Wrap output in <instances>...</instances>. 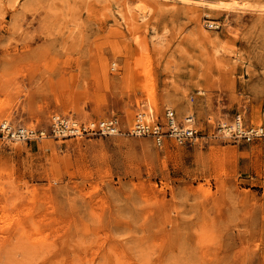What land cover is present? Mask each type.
<instances>
[{
	"label": "rangeland",
	"instance_id": "rangeland-1",
	"mask_svg": "<svg viewBox=\"0 0 264 264\" xmlns=\"http://www.w3.org/2000/svg\"><path fill=\"white\" fill-rule=\"evenodd\" d=\"M143 106L264 125V0H0V121ZM0 264H264V137L0 139Z\"/></svg>",
	"mask_w": 264,
	"mask_h": 264
},
{
	"label": "built area",
	"instance_id": "built-area-1",
	"mask_svg": "<svg viewBox=\"0 0 264 264\" xmlns=\"http://www.w3.org/2000/svg\"><path fill=\"white\" fill-rule=\"evenodd\" d=\"M151 114L149 108L143 106L136 114L133 127L130 130L120 129L115 117L76 124L74 122L69 123L67 117L52 115L47 129L30 128L22 124L1 120L0 139L27 142L47 136L56 138L77 134L108 136L120 132V134L131 137H148L157 147H161L166 142L186 145L194 144L203 138L218 136L236 142H249L255 138L264 137V125H246L243 123L240 114H235L229 122L218 123L215 130L210 134L196 128L191 115L178 121L173 110L167 108L161 114H155L154 119L148 120L146 115L150 116Z\"/></svg>",
	"mask_w": 264,
	"mask_h": 264
},
{
	"label": "bare ground",
	"instance_id": "bare-ground-1",
	"mask_svg": "<svg viewBox=\"0 0 264 264\" xmlns=\"http://www.w3.org/2000/svg\"><path fill=\"white\" fill-rule=\"evenodd\" d=\"M211 26H212V25H211ZM167 108H168V109H171V108H169V107H166L165 109H167ZM171 110H172V109H171ZM173 112H174V111H173ZM136 114H137V113H136ZM136 114L134 115L133 122H132V124H131V127H130L128 130H130V129L133 127V124H134V121H135ZM52 115H59V114H52ZM52 115H51V116H52ZM51 116H50V117H51ZM60 116H61V115H60ZM111 117H113V116H111ZM185 118H186V117H185ZM185 118H184V119H185ZM116 119H117V118H116ZM117 120H118V119H117ZM68 122H69V123H70V122H74V123L78 124V122H76V121H74V120L72 121L71 119H68ZM90 122H92V121H90ZM85 123H87V122H85ZM118 126H119V122H118ZM114 134H117V132L114 133ZM114 134H112V135H114ZM77 135H79V134H77Z\"/></svg>",
	"mask_w": 264,
	"mask_h": 264
}]
</instances>
